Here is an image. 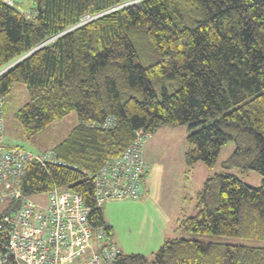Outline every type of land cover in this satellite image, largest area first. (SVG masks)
I'll return each mask as SVG.
<instances>
[{"label": "trees", "instance_id": "obj_1", "mask_svg": "<svg viewBox=\"0 0 264 264\" xmlns=\"http://www.w3.org/2000/svg\"><path fill=\"white\" fill-rule=\"evenodd\" d=\"M20 4L0 0V70L25 56L0 75L4 105L17 84L27 88L30 98L15 113L27 139L78 116L62 142L31 150L55 157L27 165L22 194L79 192L92 223L105 225L112 239L97 204V173L136 142L138 131L145 145L160 127L188 124L198 127L188 136V171L199 161L214 167L231 140L234 151L196 192L197 211L179 226L187 236L167 237L152 261L123 252L115 264H264V0ZM236 168L260 173L261 185L242 181ZM17 204L0 200V215Z\"/></svg>", "mask_w": 264, "mask_h": 264}, {"label": "built area", "instance_id": "obj_2", "mask_svg": "<svg viewBox=\"0 0 264 264\" xmlns=\"http://www.w3.org/2000/svg\"><path fill=\"white\" fill-rule=\"evenodd\" d=\"M13 3V0H7ZM6 68L0 70V75ZM4 99L0 96V200L18 199L11 213L0 215V264H115L123 253L105 225L90 220L82 194L53 188L45 206L19 190L27 165L52 160L53 151L36 153L5 143ZM97 173L98 206L113 198L139 197L149 166L143 156L145 136Z\"/></svg>", "mask_w": 264, "mask_h": 264}, {"label": "rangeland", "instance_id": "obj_3", "mask_svg": "<svg viewBox=\"0 0 264 264\" xmlns=\"http://www.w3.org/2000/svg\"><path fill=\"white\" fill-rule=\"evenodd\" d=\"M18 1L24 9L33 4V0ZM29 98V92L22 84H17L7 94L4 105L5 143L41 152L62 142L78 123V116L71 113L51 123L32 139H27L15 113ZM197 128H190L188 124L166 125L147 134L144 157L149 165V172L143 194L139 197L113 198L104 203L105 219L113 227L112 240L124 253H142L152 261L155 252L167 237L187 236L179 226L185 216L197 211L196 192L208 177L223 170L221 162L235 149V142L231 140L223 146L214 167H208L199 161L188 171L185 159L189 148L188 136ZM231 172L252 186L257 187L262 183V175L255 170L236 168ZM31 199L39 206H45L49 195L38 193L32 195ZM188 236L231 243L250 242L232 236Z\"/></svg>", "mask_w": 264, "mask_h": 264}, {"label": "water", "instance_id": "obj_4", "mask_svg": "<svg viewBox=\"0 0 264 264\" xmlns=\"http://www.w3.org/2000/svg\"><path fill=\"white\" fill-rule=\"evenodd\" d=\"M37 48H39V47H37ZM37 48H35V50H36ZM33 51H34V50H33ZM23 57H25V56H23ZM23 57H22V58H23ZM22 58L18 59L17 61H15V62H13L12 64H10L9 66H7L6 69L9 68V67H11L12 65H14L16 62H18V61L21 60Z\"/></svg>", "mask_w": 264, "mask_h": 264}, {"label": "crops", "instance_id": "obj_5", "mask_svg": "<svg viewBox=\"0 0 264 264\" xmlns=\"http://www.w3.org/2000/svg\"><path fill=\"white\" fill-rule=\"evenodd\" d=\"M6 144H9V143H6ZM9 145H12V144H9ZM146 183V182H145Z\"/></svg>", "mask_w": 264, "mask_h": 264}]
</instances>
